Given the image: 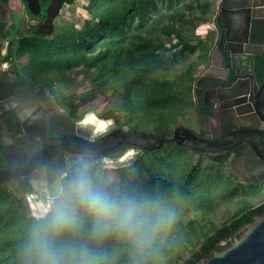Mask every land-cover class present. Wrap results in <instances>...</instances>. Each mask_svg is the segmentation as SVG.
Returning a JSON list of instances; mask_svg holds the SVG:
<instances>
[{
    "label": "trees",
    "instance_id": "16d2710c",
    "mask_svg": "<svg viewBox=\"0 0 264 264\" xmlns=\"http://www.w3.org/2000/svg\"><path fill=\"white\" fill-rule=\"evenodd\" d=\"M66 1L62 0V6ZM22 3L26 7V0H22ZM210 6L211 0H91L84 28L76 39H68L63 43L43 42L37 48H23L21 53L27 57L24 66L30 74L83 67L96 71L101 77L111 76L109 86L117 91L122 90L123 105L129 111L128 118L131 120H125V123L138 129L171 135L173 126L186 111L177 99V94L183 87L188 90L192 88L193 73L191 61H182L177 53H169L171 49L168 47L180 42L186 45L187 42L191 43L197 27L209 19ZM214 34L208 31L207 36L215 38ZM14 54L12 51L9 53ZM201 81V78L197 79V83ZM53 91L68 108V112L73 114V103L57 89ZM193 93L195 97H200L196 87ZM113 115L115 113L110 114ZM168 141L185 147L172 140ZM160 147L145 150L142 154L155 152ZM190 148L196 152L202 150ZM142 154L137 156L134 163L140 160ZM187 157L183 156L180 161V169L178 161L166 157L165 165L158 168L157 179L147 183L137 182L126 190L162 200L170 199L176 204L183 200L211 201L213 193L209 189L192 185L194 169L186 165ZM222 158L216 157L218 161ZM127 167L114 166L110 170L119 173ZM0 193L8 200L0 201V264H25L23 246L32 215H25L19 209L10 191ZM1 204H6V207L2 209ZM7 209L15 213V218L10 217ZM263 210L264 203L249 206L245 211L223 221L208 231L200 241L192 242L191 253L182 259L181 264H196L210 252L219 238L228 237ZM66 239L87 242L92 248H103L114 256V264H127L128 254L114 237L97 242L86 233H81ZM176 242L175 239L170 244ZM155 261L152 264H156Z\"/></svg>",
    "mask_w": 264,
    "mask_h": 264
},
{
    "label": "flooded vegetation",
    "instance_id": "af4514ba",
    "mask_svg": "<svg viewBox=\"0 0 264 264\" xmlns=\"http://www.w3.org/2000/svg\"><path fill=\"white\" fill-rule=\"evenodd\" d=\"M43 1H47L45 5ZM49 1L40 0V11L31 12L22 0H0V172L4 171L0 191H10L25 215H33L37 203L32 198L34 182L42 177L51 179L66 173L65 165L69 159L79 155L65 149H45L52 136L49 131L62 128L64 119L59 109L65 105L59 101L49 82L30 74L15 58L16 54L9 55L11 51L16 53L22 37H38L54 31L55 19L52 32L45 34L38 30V25L46 18ZM237 1L228 0V3L236 5ZM223 20L227 24L224 29L230 33L237 32L243 22L236 13L227 10L215 15L216 34L210 64L205 74L198 78L202 81L196 83L200 97H195L193 111L186 114L193 115L188 122L199 129H206L211 136L223 127L229 130V127L235 129L241 125L258 127L264 132V122L249 102L264 81V46H259L264 44H246L253 45L246 50L252 57L239 61L236 71L228 70L216 51L217 45L225 43V32L221 29ZM26 80L33 86L30 87ZM261 107L264 110V106ZM194 113L199 116H194ZM85 114L76 116L69 112L75 120ZM185 116L175 126L184 121ZM261 143L260 152L264 154V137ZM201 152L215 161H218L216 157L222 156L218 162L229 160L236 173L249 183L264 175V163L254 160L244 146L238 148V156L233 147L218 154H210L203 149ZM263 203L264 200L259 204Z\"/></svg>",
    "mask_w": 264,
    "mask_h": 264
},
{
    "label": "rangeland",
    "instance_id": "374dc122",
    "mask_svg": "<svg viewBox=\"0 0 264 264\" xmlns=\"http://www.w3.org/2000/svg\"><path fill=\"white\" fill-rule=\"evenodd\" d=\"M90 2L91 0H67L55 18V29L52 33L38 37H22L15 55L18 62L22 66L27 62V57L21 53L25 47L37 48L43 42L63 43L68 39H76L84 28ZM218 2L219 0H211L209 19L197 27L191 43L187 42L186 45L185 42H180L168 47L171 49L169 53H177L182 61H191L193 73L192 88L188 90L183 87L177 94V99L186 108L185 114L178 119V122L193 111L195 107L193 89L196 87L197 79L205 74L210 64L215 38H208L207 34L208 31L216 34L213 21L217 14ZM31 74L49 82L68 101L72 102L71 110L74 115L81 116L93 110L104 118H112L119 125H131L125 123V120L131 119L128 118L129 111L123 105L122 90L117 91L109 86L112 80L111 76L101 77L96 71L83 67H74L68 70L53 69ZM111 113H115V115L110 116ZM184 146H176L168 141L155 152L142 154L136 163L134 160L131 162L132 164H126L128 167L125 171L119 173L110 170L114 167L111 163L106 166L92 165L94 170H100L103 173L110 186L126 190L131 189L130 187H133L137 182L147 183L157 179L158 168L165 165L166 157L169 160L178 161V169H180V161L183 156L187 155L188 163L186 165L194 169L192 185L209 189L208 191L213 193L211 201L191 200L187 202L183 200L177 204L174 203L178 208H182L181 219L172 234L174 239L171 240L176 239L177 242L174 244H170V242L161 249L155 261L156 264H181L182 259L191 253L192 242L200 241L208 231L218 227L223 221L264 200V175L258 176L252 183H249L250 181L241 178L236 173L229 160L218 162L204 152H196L190 147ZM183 165L185 166V164ZM0 201L8 202L1 193ZM1 205L2 209L6 207V204ZM8 212H10V217L15 218L16 215L11 209Z\"/></svg>",
    "mask_w": 264,
    "mask_h": 264
},
{
    "label": "clouds",
    "instance_id": "9594fccd",
    "mask_svg": "<svg viewBox=\"0 0 264 264\" xmlns=\"http://www.w3.org/2000/svg\"><path fill=\"white\" fill-rule=\"evenodd\" d=\"M97 120L90 112L79 125L94 129ZM101 123L105 130L111 125ZM133 155L129 149L124 158ZM65 167L64 174L34 182L37 203L23 246L25 264H114L103 248L66 239L81 233L97 242L116 238L128 254L127 264H152L174 239L182 208L172 200L112 187L82 156L71 157Z\"/></svg>",
    "mask_w": 264,
    "mask_h": 264
},
{
    "label": "water",
    "instance_id": "95a60500",
    "mask_svg": "<svg viewBox=\"0 0 264 264\" xmlns=\"http://www.w3.org/2000/svg\"><path fill=\"white\" fill-rule=\"evenodd\" d=\"M26 3L31 12H39L41 9L40 0H26ZM61 7L62 0L49 1L46 18L38 25L40 32L53 31L54 19ZM226 10L232 14L236 13L243 22L237 32L230 33L228 29H224L227 24L223 20L221 29L225 32V43L217 45L216 51L225 62L227 69L236 71L239 61L241 63L242 59L252 57L246 50L253 45L246 44L256 42L264 44V0H238L236 5L229 4L228 0H219L217 13ZM26 82L30 87L33 86L31 81L26 80ZM249 102L259 119L264 122V110L261 109V106H264V81L259 84ZM59 110L64 119L62 128L49 131L52 136L45 149H65L69 153L75 152L79 154L78 156L89 159L92 165L106 166L108 163L115 167L126 165L133 162L145 150L160 147L168 140L201 148L210 154H218L233 147L238 156V148L244 146L254 160L264 163V154L260 152L264 132L258 127L241 125L235 129L229 127V130L223 127L211 136L206 129L190 125L188 121L193 115H186L184 121L175 126L172 134L168 135L165 132L138 129L128 124L119 125L112 118L104 119L90 110L88 113H95L99 117V120L94 121L93 129L79 125L80 120L87 113L75 120L69 115L67 107L63 106ZM194 116L199 115L194 113ZM101 121H111V125L105 130ZM129 149L134 150V155L125 159ZM3 172H0V179ZM196 264H264V210L228 237L219 238L210 252Z\"/></svg>",
    "mask_w": 264,
    "mask_h": 264
}]
</instances>
